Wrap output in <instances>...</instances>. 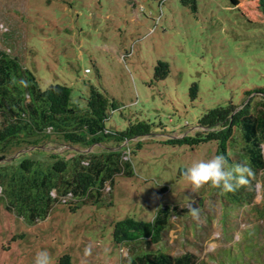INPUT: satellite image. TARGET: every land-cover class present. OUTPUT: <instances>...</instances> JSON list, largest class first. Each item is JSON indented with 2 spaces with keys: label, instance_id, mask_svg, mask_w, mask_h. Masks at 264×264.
Returning a JSON list of instances; mask_svg holds the SVG:
<instances>
[{
  "label": "rangeland",
  "instance_id": "1",
  "mask_svg": "<svg viewBox=\"0 0 264 264\" xmlns=\"http://www.w3.org/2000/svg\"><path fill=\"white\" fill-rule=\"evenodd\" d=\"M197 6L193 10L182 0H0V49L33 71L41 88L65 83L75 104L84 107L95 85L121 106L106 122L109 128L147 120L153 129V136L139 138L143 145L131 156L132 175H118L114 195L108 185L99 205L79 203L72 210L61 201L49 217L31 225L0 201V264H34L42 249L49 250L52 264L64 254L74 264H122L127 251L112 239L118 219L152 220L160 205L188 208L196 199L199 218L174 215L163 239L167 250H194L214 263L212 257L232 245L221 254L227 264H264V219L249 226L256 221L254 205L239 209L242 227L225 238L222 190L210 183L193 189L183 175L194 161L216 155L215 144L192 148L162 141L194 133L209 109L241 104L246 91L264 85L259 1L197 0ZM159 61L170 70L162 79L154 75ZM137 142L121 148L129 152ZM47 149L68 150L59 139ZM256 189V202H262V173Z\"/></svg>",
  "mask_w": 264,
  "mask_h": 264
},
{
  "label": "trees",
  "instance_id": "2",
  "mask_svg": "<svg viewBox=\"0 0 264 264\" xmlns=\"http://www.w3.org/2000/svg\"><path fill=\"white\" fill-rule=\"evenodd\" d=\"M258 1L264 14V0ZM182 2L193 10L198 8L197 0ZM169 71V65L159 61L155 78L162 79ZM197 90L195 83L192 97L197 96ZM245 93L241 104L230 102L209 109L196 123L194 133L162 140L192 148L213 143L216 154H224L230 165L246 162L252 169L247 185L234 192L222 191L219 196L225 238L242 227L237 215L241 216L239 209L243 206L254 205L256 221L250 227L264 219V199L256 202V183L259 174H264V85ZM253 94L256 97L250 99ZM85 102L84 107L75 104L72 88L65 83L41 88L33 71L17 56L0 49V201L31 225L49 217L55 203L62 201L72 210L79 203L99 205L104 202L108 185L113 196L117 176L133 173L131 156L143 145L139 138L153 136L152 124L147 120L129 122L123 130L109 128L106 122L121 106L97 86L89 87ZM56 139L68 148L67 152L47 149ZM135 139L137 147L129 148V152L121 148ZM110 142L114 145L105 148ZM95 146L103 149H91ZM13 149L18 151L12 152ZM11 154L14 156L5 161ZM199 202L196 199L193 203L198 207ZM186 212L189 207L166 204L158 206L152 220L129 215L118 219L112 239L127 251L122 264H227L221 254L232 245L222 247L212 257L214 263L194 250L178 254L163 246L173 216ZM58 264H74L72 256L61 255Z\"/></svg>",
  "mask_w": 264,
  "mask_h": 264
},
{
  "label": "clouds",
  "instance_id": "3",
  "mask_svg": "<svg viewBox=\"0 0 264 264\" xmlns=\"http://www.w3.org/2000/svg\"><path fill=\"white\" fill-rule=\"evenodd\" d=\"M183 175L190 181L193 189H199L210 183L224 193H229L247 185L253 172L246 162L230 165L224 154H216L210 159L194 161L183 169ZM189 212L193 218H199V209L194 203L189 204ZM87 252H90V249H86ZM34 264H52V255L49 250H40L36 254Z\"/></svg>",
  "mask_w": 264,
  "mask_h": 264
}]
</instances>
